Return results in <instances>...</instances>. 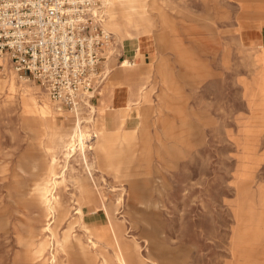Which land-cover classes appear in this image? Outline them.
Segmentation results:
<instances>
[{
  "label": "rangeland",
  "instance_id": "1",
  "mask_svg": "<svg viewBox=\"0 0 264 264\" xmlns=\"http://www.w3.org/2000/svg\"><path fill=\"white\" fill-rule=\"evenodd\" d=\"M106 2L120 48L94 113L58 112L12 69L0 81V264H264V0H133L154 46L136 67L149 95L130 107L137 132H108L98 151L118 114L110 83L139 47L120 38L137 32L128 1ZM47 182L52 218L33 194Z\"/></svg>",
  "mask_w": 264,
  "mask_h": 264
},
{
  "label": "built area",
  "instance_id": "2",
  "mask_svg": "<svg viewBox=\"0 0 264 264\" xmlns=\"http://www.w3.org/2000/svg\"><path fill=\"white\" fill-rule=\"evenodd\" d=\"M118 48L102 0H0V81L12 69L70 112L95 98Z\"/></svg>",
  "mask_w": 264,
  "mask_h": 264
},
{
  "label": "crops",
  "instance_id": "3",
  "mask_svg": "<svg viewBox=\"0 0 264 264\" xmlns=\"http://www.w3.org/2000/svg\"><path fill=\"white\" fill-rule=\"evenodd\" d=\"M109 21L111 22L114 20L112 19ZM143 21L146 20L138 19L130 25L131 27H135L137 31L136 34H132L131 32L130 33L132 34L133 38H137L139 40V47L136 51L137 58L135 60H132V58H130L129 60H132L130 61L131 65L126 67L130 69L121 72L119 75H116V77L118 76V78L122 77L123 82L117 81L119 80L117 78L110 83V88L114 93L113 96L115 97L113 98L115 100V104L118 107L116 110L118 114L109 115L105 118L104 126L106 127L107 134L108 132L113 134V133H121L124 130L125 131L135 130L137 127L135 125L136 123L133 120L134 118H128L131 116V111H132L130 107L133 105H138L142 101L147 100L149 95L146 93L147 90L146 84L148 83L147 79H149L147 77L148 72H145L140 68H136L137 65L139 64L140 58L152 52L154 47L152 46L151 37L148 36L146 29L145 31H141V29H139V27L141 26V22ZM121 37L124 38L126 37V35ZM119 67L124 68L122 64ZM126 92L128 94H126Z\"/></svg>",
  "mask_w": 264,
  "mask_h": 264
},
{
  "label": "bare ground",
  "instance_id": "4",
  "mask_svg": "<svg viewBox=\"0 0 264 264\" xmlns=\"http://www.w3.org/2000/svg\"><path fill=\"white\" fill-rule=\"evenodd\" d=\"M128 1V4L130 5V11L128 9V13L125 14L126 16V21L128 23V25H131L134 21H133V15L134 14H138V11L134 8L133 6V0H127ZM103 2V7H105V12H107V2L106 0H102ZM135 2V1H134ZM121 3V2H120ZM125 5V4H124ZM127 5V4H126ZM128 6V5H127ZM145 8V7H144ZM126 9V8H125ZM142 14L146 15L145 11L142 12ZM117 16L113 17L114 19H116ZM107 20H108V15H107ZM121 39H125V38H129V39H132L133 36L127 32L126 33V37L122 38L120 37ZM131 63H130V60H126L122 66L124 67H127V66H130ZM136 65V64H135ZM110 73V71L108 72ZM108 76V75H107ZM10 82H11V86L14 88L17 87V83H16V78L11 76L10 77ZM26 92V91H25ZM25 95V94H23ZM27 95V93H26ZM32 99V98H31ZM37 101V100H36ZM23 102V101H22ZM49 103V102H48ZM37 104V103H36ZM89 106L93 109V113L96 111L95 110V107H93L92 105H90L89 103ZM39 108H40V111H39V114L41 116L42 119H45V120H48L50 124V129L51 131L48 133L49 134V138L51 139L49 142L51 143L49 149H55L59 146V140L61 142V139H60V134L59 132L57 131L56 129V123H53V120L50 119V114L52 113L50 107H48L47 105H39ZM124 108V107H123ZM37 109V108H36ZM55 109H57L58 112H63L65 111V109L59 107V106H55ZM120 118V117H119ZM121 119V118H120ZM88 121V120H87ZM102 128L101 130L99 131V134L98 135H95L93 139H96V150L98 151H101V150H105L107 149V146H108V143H109V138L108 136L106 135L107 134V130H106V127L104 126V124H102ZM60 127V125H59ZM115 132V131H114ZM117 132V131H116ZM137 130H134V133H136ZM80 136L82 137V133L80 134ZM90 137V136H88ZM93 137V136H92ZM98 138V139H97ZM87 140V139H86ZM80 143L83 145L84 143L82 141H80ZM74 144V143H73ZM87 144H88V141H87ZM89 144H91V142H89ZM73 150H76V148H72V152ZM80 150H82V148H80ZM83 151H85V145H84V149ZM94 153V152H93ZM54 156H56L54 153H53ZM82 156V160L84 162V165L86 166V169H88V171H90V173L92 172V170L95 169V162H91L89 163L86 159V153H84ZM95 158H98L96 157V154L94 156ZM68 161V160H67ZM70 162V160H69ZM92 174V173H91ZM56 176V175H54ZM55 184L56 183V179L54 180ZM50 182H47V183H40V184H37L34 186L33 188V194L39 198L45 205V208H46V211L49 213V215L51 216V218L53 217L52 214H53V210H52V200L54 201V196H52V191L50 190ZM106 214L108 215L109 217V224H110V227L112 229V231L114 232L113 230V227H112V219H111V211L109 208L106 209ZM139 264H144L143 262L141 261H138ZM146 262V261H145ZM122 263L123 264H127L125 260H122ZM147 264V263H146Z\"/></svg>",
  "mask_w": 264,
  "mask_h": 264
}]
</instances>
